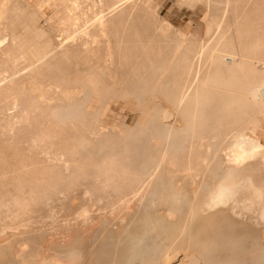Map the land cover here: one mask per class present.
<instances>
[{
    "label": "bare ground",
    "instance_id": "1",
    "mask_svg": "<svg viewBox=\"0 0 264 264\" xmlns=\"http://www.w3.org/2000/svg\"><path fill=\"white\" fill-rule=\"evenodd\" d=\"M22 1L27 6L0 0V135L14 141L25 131L29 148H37L50 165L36 168L15 152L1 155L0 165L24 174L16 182L43 188L81 182L101 169L100 186L141 189L135 193L139 202L127 194L119 202H83L74 221L63 224L62 250L49 257L31 252L23 233L39 235L38 221L54 222L50 197L27 195L0 204V262L264 264L259 11L233 13L232 5L244 0H218L213 32L200 40L147 19L154 0H35L36 11L30 0ZM36 15L41 22L31 21ZM120 95L144 107L156 104L163 119L174 118L158 129L161 154L140 161L139 171L117 169L119 160L129 164V158L110 152L112 139L98 138L110 134L98 128L99 110ZM53 122L54 132L36 128ZM81 151L96 158L82 160ZM34 169L38 175L29 174ZM41 202L45 216L35 214ZM94 223L102 232L90 236L85 252L71 230L89 235ZM110 229L115 234L106 238Z\"/></svg>",
    "mask_w": 264,
    "mask_h": 264
},
{
    "label": "rangeland",
    "instance_id": "2",
    "mask_svg": "<svg viewBox=\"0 0 264 264\" xmlns=\"http://www.w3.org/2000/svg\"><path fill=\"white\" fill-rule=\"evenodd\" d=\"M34 1L30 0L31 5L29 8L36 11ZM216 1L218 0H210L211 3L207 5L205 0H154L152 10L150 13L145 14V16L147 19H151L150 21L152 23L156 22L157 25L169 23L173 28L202 40L205 36L213 32L212 16L217 12L214 5ZM20 3L22 7L27 6V2L21 0ZM261 4L262 0L237 1L232 5L231 10L233 13H252L255 10L259 11L256 17L259 18L260 24L264 26V9ZM38 16L36 15L31 21L38 23L41 20ZM128 63L126 64L129 65ZM129 69H131L130 66L121 73H125ZM114 89L117 90V86H114ZM155 106L156 104H152L144 107L133 102H127L120 95L114 98L108 109L99 110L101 112L99 117L101 116L102 123H98V128L103 127L102 129L108 130L110 134L102 132L98 138L102 141L112 139L114 142L112 146L109 145L110 152L121 158L127 156L130 160L129 164L122 162L123 159L119 160L117 169L139 171L138 166L140 161L149 163L161 154L163 142L158 133V129L163 123H173L174 118L163 119L164 117L154 110ZM64 127H68L70 131L74 129L71 125H65ZM85 127L87 128V125ZM36 128H39L38 130L42 132H54L57 129V123H46ZM10 139V137L0 135V156L15 152L20 158L23 157L35 161L34 167L36 168L41 165H50L37 148H29L30 138L25 131L22 130L16 133L13 138L14 141ZM91 154L81 151L79 157L81 156L82 160L89 158L95 159L96 155L92 157L88 156ZM102 171L98 169L86 173L81 177L83 178L81 182L62 181L51 184L48 188H43V185L36 182H16L18 177L24 174H21L14 168H6L0 165V204L21 201L27 198V195L36 198L50 197L49 202L55 211L53 223L50 222L49 218H46V220L38 221L35 224L39 227V235H34L36 231L23 233L24 237H28L29 239L31 252H38L49 257L54 255L55 252L62 250L63 244H60L59 241H61L64 234L63 224L67 221H74V214H76L83 202H119V198L124 194H127L130 202L131 200L132 202H139L138 196L135 193L141 187H137L136 185L133 187L132 192L128 188L102 187L97 183L98 179L104 180ZM38 173L39 170L34 169L29 174L38 175ZM147 187L148 185L144 189ZM185 187L189 188V184L185 183ZM86 189L94 194V197L90 200L84 192ZM155 202H161V200ZM39 204L35 214L45 216L44 214L46 212L43 209L42 202ZM93 213L97 214L99 210L94 209ZM97 220L98 218H95L94 222ZM96 224L94 223L92 226L89 235H79L78 229L76 228H72L71 230L73 240L79 243L78 245H81L85 252H89L92 245L90 236L102 232V227L98 228ZM104 234L108 238L113 236L115 232L113 229H110L105 231ZM46 238L49 240L48 244L45 243ZM104 247V244L100 243L98 250H103ZM0 264L10 263L0 262Z\"/></svg>",
    "mask_w": 264,
    "mask_h": 264
}]
</instances>
